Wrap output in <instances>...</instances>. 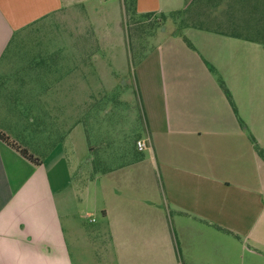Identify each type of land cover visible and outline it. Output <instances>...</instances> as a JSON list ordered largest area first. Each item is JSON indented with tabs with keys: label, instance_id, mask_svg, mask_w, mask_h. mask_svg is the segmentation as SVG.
<instances>
[{
	"label": "crops",
	"instance_id": "0c3cea01",
	"mask_svg": "<svg viewBox=\"0 0 264 264\" xmlns=\"http://www.w3.org/2000/svg\"><path fill=\"white\" fill-rule=\"evenodd\" d=\"M89 1L99 15L94 0H0V67L11 41L25 30L63 21L70 9L80 16ZM107 1L117 5L114 25L90 31L97 42L103 34L96 30L116 28L120 34L124 28L125 0ZM186 7L187 0H133L136 14H160L169 24L175 23L169 14ZM170 42L158 71L136 73L146 129L138 140L149 153L131 159L109 150L101 161L95 157L104 165L96 179L111 180L101 183L83 174L93 165L85 121L70 122L71 91L81 101L77 110L86 108L84 60L80 65L79 57H60L53 65L46 58L42 66L43 58L33 59L30 107L55 104L59 116L44 119L36 112L27 123L34 127L29 153L36 162L0 138V264H264V159L251 138L264 148V88L248 86L240 57L204 60L184 46L176 53ZM73 63L77 68L71 70ZM126 76L123 84L131 81ZM92 78H109L113 87L119 76L95 69ZM94 83L93 90L101 91V82ZM6 93L0 110H16ZM248 95L255 125L244 117ZM2 115L0 132L22 148L25 123ZM146 174L151 180H144Z\"/></svg>",
	"mask_w": 264,
	"mask_h": 264
},
{
	"label": "rangeland",
	"instance_id": "374dc122",
	"mask_svg": "<svg viewBox=\"0 0 264 264\" xmlns=\"http://www.w3.org/2000/svg\"><path fill=\"white\" fill-rule=\"evenodd\" d=\"M94 1H96L94 4L101 8L99 15H93L95 6L91 1L80 8L82 10L80 16L76 15L75 9H70L63 21L52 19L40 28L25 30L20 37L11 41L3 56L0 67V95L8 92L5 95L12 97L16 110L6 108L0 111L7 119H9L7 116L15 117L17 121L25 123L23 136L19 138L22 140V148L28 153L30 133L34 130L29 124L33 123L36 112L39 118L44 119L49 116L52 120L54 118L52 113L59 116L58 109L53 106L55 104H49V107L41 105L42 109L39 111L30 107L29 70L30 66L35 64L34 58H43V62L39 63L42 66L49 63L45 61L46 58L47 60L50 58L53 65L60 60V57H69L71 60L79 57L80 65L84 60L86 108L77 110V102H81L78 101L77 93L71 91L69 100L70 122L72 124L79 120L85 121L93 148L91 165L95 164V167L92 165V170L83 173L88 182L96 180L101 183L110 180L108 176L96 179L95 175L104 170V165L97 164L95 157L98 156V160L101 161L100 157H103L101 155L108 153L109 150L115 151L112 153L122 150L121 156L128 155L131 159L142 158L149 153L147 149L139 151L136 147L138 138L146 136L136 73L143 69L158 71L159 57H164V46L168 41L176 46V53H179L180 47L184 46L186 51L204 60H207V57H221V59L240 57L237 60L247 72L248 86L253 83L264 88V45L256 43L264 42V0H187L185 10L169 14L175 22L170 24L165 22V17L160 14H136L133 0H125L121 17L124 24L123 31L119 34L116 28L96 30L103 34L101 42L92 40L88 34L90 31L93 33L99 24L104 25L103 28L106 24L113 26L112 14L117 11V5L107 0ZM84 24L86 25L84 30H79ZM206 29L241 35L247 40H233L228 38L229 36ZM170 30L177 31L182 36H173L167 32ZM227 60L230 61L229 58ZM75 64L73 63L71 70L77 68ZM231 68L227 66L228 70ZM95 69L105 76L117 74L118 84L111 87L109 78H105L104 81L92 78ZM124 74L131 79L128 84H123L121 81L127 77ZM94 80L101 82V91L93 90ZM7 85L11 87L5 89L4 86ZM53 97L60 100L57 94ZM55 99L53 98V101ZM249 109L248 95L244 117L247 122L254 124ZM259 117L264 120V101L260 106ZM132 174L137 176L134 170ZM113 177V181L117 182V176ZM148 178L151 180L152 175L150 177L146 174L144 180L147 181ZM135 179L133 177V181Z\"/></svg>",
	"mask_w": 264,
	"mask_h": 264
},
{
	"label": "trees",
	"instance_id": "16d2710c",
	"mask_svg": "<svg viewBox=\"0 0 264 264\" xmlns=\"http://www.w3.org/2000/svg\"><path fill=\"white\" fill-rule=\"evenodd\" d=\"M186 9V8H185ZM184 9V10H185ZM126 12V11H124ZM145 15H149V14H145ZM163 16V15H162ZM164 18V17H163ZM220 33H223V34H228V35H232V36H241V35H236V34H232V33H224V32H220ZM246 38V37H245ZM264 43V42H263ZM221 86L224 90V93L226 94L227 98L229 99V101L231 102V104L233 105L235 111L237 112V109H236V106H235V103H234V100L232 98V95L228 89V87L225 85V83L223 81H221ZM241 121V120H240ZM241 124L243 125V122L241 121ZM0 138L3 139L4 141H6L8 144L12 145L14 148H16L24 157H26L27 159L33 161V162H36L37 159L32 157L25 148H21L17 145H15L14 143H12L7 136H5V134L1 133L0 132ZM253 142H254V145H255V148L257 150V152L259 153V155L264 159V148L260 147L256 141V139L251 136Z\"/></svg>",
	"mask_w": 264,
	"mask_h": 264
},
{
	"label": "built area",
	"instance_id": "2783aa9c",
	"mask_svg": "<svg viewBox=\"0 0 264 264\" xmlns=\"http://www.w3.org/2000/svg\"><path fill=\"white\" fill-rule=\"evenodd\" d=\"M136 147L139 151L145 149V147H146L145 142L141 139L137 140L136 141Z\"/></svg>",
	"mask_w": 264,
	"mask_h": 264
}]
</instances>
